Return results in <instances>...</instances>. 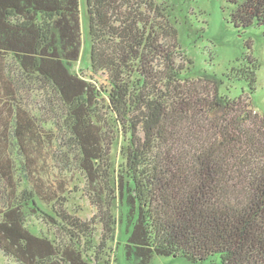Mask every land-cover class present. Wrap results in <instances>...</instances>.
<instances>
[{
    "label": "trees",
    "instance_id": "trees-1",
    "mask_svg": "<svg viewBox=\"0 0 264 264\" xmlns=\"http://www.w3.org/2000/svg\"><path fill=\"white\" fill-rule=\"evenodd\" d=\"M232 4L235 28L264 29V0ZM86 6L92 70L107 88L69 68L80 55V0H0V249L17 264H102L120 200L137 264H264V116L215 80L182 78L192 62L158 0ZM252 67L233 69L250 94ZM119 134L127 146L115 176ZM51 161L84 178L93 219L68 211ZM28 209L52 237L30 231Z\"/></svg>",
    "mask_w": 264,
    "mask_h": 264
},
{
    "label": "rangeland",
    "instance_id": "rangeland-1",
    "mask_svg": "<svg viewBox=\"0 0 264 264\" xmlns=\"http://www.w3.org/2000/svg\"><path fill=\"white\" fill-rule=\"evenodd\" d=\"M167 8L169 20L178 31V41L185 61L190 60L183 73V79H208L219 83L221 93L232 99L250 97L256 111L264 116V29L254 26L247 30L235 28L230 23L235 0H158ZM80 17L82 23V39L79 59L72 62L69 68L98 87L107 88L105 77L96 75L92 70L91 39L89 34V17L86 0H80ZM253 64H249L248 60ZM256 68L255 93L250 94L248 84L238 80L236 71L251 67ZM253 68V67H252ZM236 69V71H233ZM127 138L117 135L112 152V164L115 176L118 175L125 163ZM60 167V168H59ZM52 181H64L66 187V208L82 220H91L97 215V209L88 197V186L83 177L76 171L67 174L64 166L55 161L47 166ZM42 210L51 212V206L41 205ZM26 211V224L34 234H47L52 237L55 229L49 223H43L42 215ZM127 208L116 200L113 215L116 219L113 242L108 244L102 264H137L134 259H128L125 244L128 239V225L126 221ZM97 233L93 245L100 243L102 227L96 226ZM0 264H17L0 249ZM151 264H188L182 259L155 257Z\"/></svg>",
    "mask_w": 264,
    "mask_h": 264
}]
</instances>
